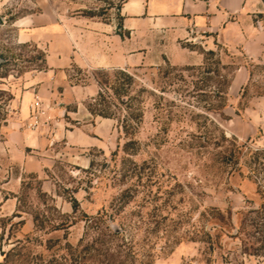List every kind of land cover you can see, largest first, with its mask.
<instances>
[{
	"label": "rangeland",
	"instance_id": "rangeland-1",
	"mask_svg": "<svg viewBox=\"0 0 264 264\" xmlns=\"http://www.w3.org/2000/svg\"><path fill=\"white\" fill-rule=\"evenodd\" d=\"M124 1L0 0V46L27 45L19 67L44 56L0 78V264H264V63L195 44V66L121 68L149 93L124 135L97 95L113 69L53 53ZM94 101L116 118L101 129Z\"/></svg>",
	"mask_w": 264,
	"mask_h": 264
},
{
	"label": "crops",
	"instance_id": "crops-1",
	"mask_svg": "<svg viewBox=\"0 0 264 264\" xmlns=\"http://www.w3.org/2000/svg\"><path fill=\"white\" fill-rule=\"evenodd\" d=\"M259 15H264L261 0H125L116 24L80 18L75 22L85 27L84 40L77 38L81 32H73V46L62 43L53 53L60 64L70 61L79 68L139 67L149 57L153 63L165 59L172 66H195L200 62L197 44L206 50L219 46L264 63V20ZM16 24L26 28L29 20ZM29 98L27 93L25 100ZM99 120V129L110 121ZM63 137L70 144L74 135L67 132Z\"/></svg>",
	"mask_w": 264,
	"mask_h": 264
},
{
	"label": "trees",
	"instance_id": "trees-1",
	"mask_svg": "<svg viewBox=\"0 0 264 264\" xmlns=\"http://www.w3.org/2000/svg\"><path fill=\"white\" fill-rule=\"evenodd\" d=\"M261 1L264 4V0ZM13 19L14 17H11L9 20L12 21ZM25 47H27L25 44H22L21 46H9V43L0 46V78L5 77L10 71H18L21 73L30 66H32L35 71H41L43 69L44 56L37 50H33V52H36V56L30 57L28 60L24 61L25 65L18 66V61L21 55L20 53H14L13 50H22ZM37 60H41V63L37 64ZM111 72L112 79L109 78L108 71H98L97 85L100 88V93L97 95L98 98L107 105L105 97L103 96L104 93L102 88L111 92V95L108 94L107 97L113 96L116 99L117 106L120 109L119 114L124 112V114H121L117 119L118 125L122 129L124 135L131 136L134 134L135 128L140 123L139 121L142 115L140 107H138L141 103L139 96L148 93V91L145 89L137 74L120 69H113ZM6 99V101H9L11 97L8 96ZM97 106L98 103L96 101H94L93 105L88 106L89 113L92 116H99L105 119H116L115 115L109 112L108 106L102 109ZM3 119V117L0 118V120ZM130 144L131 142H127L124 145L123 150L125 152Z\"/></svg>",
	"mask_w": 264,
	"mask_h": 264
},
{
	"label": "built area",
	"instance_id": "built-area-1",
	"mask_svg": "<svg viewBox=\"0 0 264 264\" xmlns=\"http://www.w3.org/2000/svg\"><path fill=\"white\" fill-rule=\"evenodd\" d=\"M35 106H38V104L36 103Z\"/></svg>",
	"mask_w": 264,
	"mask_h": 264
}]
</instances>
